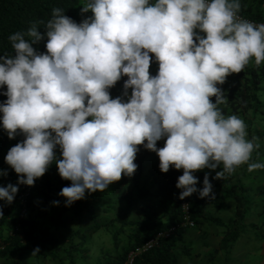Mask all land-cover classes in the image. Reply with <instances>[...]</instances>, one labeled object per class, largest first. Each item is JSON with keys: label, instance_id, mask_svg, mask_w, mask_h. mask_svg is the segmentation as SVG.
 <instances>
[{"label": "clouds", "instance_id": "1", "mask_svg": "<svg viewBox=\"0 0 264 264\" xmlns=\"http://www.w3.org/2000/svg\"><path fill=\"white\" fill-rule=\"evenodd\" d=\"M241 10V0H85L81 14L91 15L79 23L57 7L46 23L11 34L14 53L0 55V121L10 139L24 137L4 157L18 184L33 186L55 162L71 181L58 193L70 206L133 176L140 146L156 153L161 172L183 170L181 200L215 197L207 172L197 188V171L219 168L214 179L223 180L242 165L264 169L251 162L259 138L219 107L229 75L264 63V23ZM17 192L0 186V200Z\"/></svg>", "mask_w": 264, "mask_h": 264}, {"label": "trees", "instance_id": "2", "mask_svg": "<svg viewBox=\"0 0 264 264\" xmlns=\"http://www.w3.org/2000/svg\"><path fill=\"white\" fill-rule=\"evenodd\" d=\"M241 2L240 14L264 22V0ZM84 3L85 0H0V55L14 53L8 39L11 34L26 31L36 21L46 23L53 8L63 9L79 23L91 15V12L81 14ZM38 27L39 31H44L43 24ZM45 43L46 40L41 41L35 47L45 51ZM253 64L254 61L250 62L243 71L229 75L225 83L219 85L226 98V103L219 107L226 116L235 114L244 120L249 138H259L260 148L252 153L251 162L264 163V63L259 68ZM157 70L158 63L153 58L150 73L155 75ZM122 91L121 79L110 89L111 97L122 95ZM6 99L0 94V102ZM212 99L214 101L215 97ZM0 136L3 147L5 143L13 146L24 139L19 134L10 139L2 121ZM163 145L164 140L157 142L158 147ZM134 162L138 168L133 176H123L103 192H86L84 199L70 206H66L65 198L58 193L70 186L71 181L62 179L58 169L49 167L36 179L23 217H20L23 184H18V178L12 176L11 181L18 186L17 197L10 204L0 200L3 211L0 258L8 259L7 264H27L28 254L39 262L52 260L56 264H125L131 251L178 224L183 216L181 189L176 187L183 170L170 168L167 173L161 172L159 157L143 146ZM219 170L204 169L194 173L198 177L197 188H202L207 172L215 194L214 198H200L197 192L187 197L195 226L179 228L170 237H162L158 245L138 254L133 264H180L183 256H192L193 245L197 243L191 235L194 231L200 232L204 239L199 255L209 251L207 261L211 264H227L233 248L245 236L264 242V169L249 172L247 165H243L237 178L214 179ZM122 187L125 191L120 190ZM251 216H254L252 220ZM69 220L75 222L76 229H65ZM17 224L21 231L12 237L10 233ZM209 226H213V234L220 237L219 245L209 247L206 242L212 235ZM37 248L39 251L33 254ZM221 251L225 260L216 263Z\"/></svg>", "mask_w": 264, "mask_h": 264}, {"label": "rangeland", "instance_id": "3", "mask_svg": "<svg viewBox=\"0 0 264 264\" xmlns=\"http://www.w3.org/2000/svg\"><path fill=\"white\" fill-rule=\"evenodd\" d=\"M1 137V136H0ZM2 139L0 138V141ZM18 143V142H17ZM15 144H13L14 146ZM10 144L5 143L4 147L1 145L0 146V160H4V157L6 156L8 150L10 149ZM57 156L59 157V152H58V147H57ZM4 163V162H3ZM51 166L53 168H51L52 170H56L57 166L56 163L53 162L51 164ZM243 166V165H242ZM242 166L237 168L236 171L229 175L228 177L231 178H237L238 175H240L242 173ZM3 166L0 165V171H2ZM213 171V170H212ZM121 191H125V188H120ZM255 211H257V209H255ZM258 217V215H257ZM252 218H254V216H251V220ZM259 218V217H258ZM74 221L69 220V224L66 226V230H72V229H76V225L74 224ZM87 223H84V225H86ZM213 226H209V231L211 230L210 234H213V232L215 231L213 229ZM102 234V233H101ZM191 235H193V238H196V242L193 245V249H192V256H183L180 259V264H211L210 261H207V253L206 254H202L201 256L199 255L200 252H202L201 250H203V245L202 243L204 242V239H201V237H203V235L198 232V231H194V233H192ZM200 235V236H199ZM245 236V235H244ZM254 238V237H253ZM215 241L216 243H213V241ZM78 241V239H77ZM98 241L97 239H95V242ZM206 242L208 243V245H210L209 247H211L213 244H218L220 242V237L217 240L215 237L211 236V238L207 237ZM217 245V246H218ZM264 242H256L255 239H247V237L245 236L241 241H239V244H237L234 248H233V252L231 254V258H229V260L227 261V264H264ZM26 259L28 261L27 264H41L39 261H37V259H35L32 255L28 254L26 256ZM49 260V259H48ZM225 260V254L223 251H221L216 258V263H222ZM37 261V262H35ZM3 262V263H2ZM0 263L1 264H7L9 263V260L6 258H0ZM44 264H56L55 261L53 262H49L46 260L43 261Z\"/></svg>", "mask_w": 264, "mask_h": 264}, {"label": "built area", "instance_id": "4", "mask_svg": "<svg viewBox=\"0 0 264 264\" xmlns=\"http://www.w3.org/2000/svg\"><path fill=\"white\" fill-rule=\"evenodd\" d=\"M239 15L244 18L247 19L253 23L256 24H260V23H264L258 20H255L253 18L250 17H245L244 15L240 14ZM127 77H123L122 81L124 83V80H126ZM33 186H28L23 184L22 186V190L20 192V198H21V210H20V217H23L27 211L26 208V203H27V198L30 196L31 191H32ZM182 220L175 225H172L171 228H169L168 230L162 231L157 233L154 237H152L151 239H149L143 246L138 247L137 249L133 250L130 252L128 259L126 260L125 264H133L135 257L144 252L147 251L151 248H153L154 246L159 244V240L162 237H170L172 234H174L179 228H184V227H194L195 226V221L192 219L191 217V210H190V204L188 201V198L185 197L182 200ZM21 228H20V224H17L16 228H14V230L11 231L10 235L13 237L16 233L20 232ZM22 236V235H21Z\"/></svg>", "mask_w": 264, "mask_h": 264}, {"label": "crops", "instance_id": "5", "mask_svg": "<svg viewBox=\"0 0 264 264\" xmlns=\"http://www.w3.org/2000/svg\"><path fill=\"white\" fill-rule=\"evenodd\" d=\"M249 2V1H248ZM242 3V2H241ZM12 147V146H10ZM4 162V163H3ZM0 165L3 166L2 171H6V175H0V186H7L9 183L13 184L14 183L11 181L12 176H16L18 178V175L15 173V171L5 162V160H0ZM54 167V166H53ZM50 165V168H53ZM17 197V193L14 196V199ZM8 203V202H7ZM210 235V234H209ZM211 236L215 237L217 240L219 239V237H217L216 235L212 234L209 237L211 238ZM213 241V239H212ZM213 243H216L215 241H213ZM37 262V261H35ZM49 262H53L52 260H50ZM3 263V262H2ZM41 264H44L43 262H40Z\"/></svg>", "mask_w": 264, "mask_h": 264}]
</instances>
